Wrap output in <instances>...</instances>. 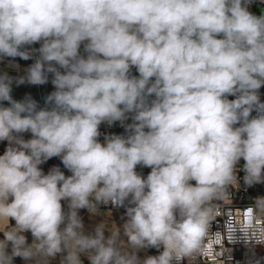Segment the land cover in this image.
I'll list each match as a JSON object with an SVG mask.
<instances>
[{"label": "clouds", "instance_id": "1", "mask_svg": "<svg viewBox=\"0 0 264 264\" xmlns=\"http://www.w3.org/2000/svg\"><path fill=\"white\" fill-rule=\"evenodd\" d=\"M254 2L0 0V264H207L210 244L225 249L215 264H232L225 241L264 264V195L213 231L241 180L264 184ZM49 82L43 107L13 98L14 84ZM117 122L125 134L101 141ZM52 158L70 175L45 173ZM109 205L123 223L86 230L81 210Z\"/></svg>", "mask_w": 264, "mask_h": 264}, {"label": "built area", "instance_id": "2", "mask_svg": "<svg viewBox=\"0 0 264 264\" xmlns=\"http://www.w3.org/2000/svg\"><path fill=\"white\" fill-rule=\"evenodd\" d=\"M258 4H261L260 0H255V2L249 6V10L254 14H257L255 10V6ZM38 46L39 45H36L35 47ZM127 123H131V120L127 121ZM100 131H101V137H100L101 141H103L104 135L125 134L124 128L120 126L119 122H117L112 127H109L106 124H102L100 127ZM56 159L61 163L59 158ZM242 163L243 161H241V164ZM137 171L141 172L143 175L146 176L150 171V169L138 167ZM242 175L243 173H240L241 177ZM260 195H264V184L256 185L252 188L245 190L241 180V188L239 190L233 191V199H228L224 202L226 205L224 208V213L223 215L217 217V221L213 224V231H221V232L225 231V222L228 220V218H231L232 211L236 210L238 214L240 210L245 209L249 205L251 198ZM100 209L119 211L122 215L124 214L125 211L124 208H116V207H112L111 205L101 206ZM225 247L231 249L230 252H226L224 254V257L226 258L228 255H231L233 258L232 264H245V252L247 251V249L244 247L242 242L229 244L227 241H225ZM223 251H225V249H223L221 245H216L214 247L213 245L210 244L208 246V250L204 253V257L207 258V264H215L216 258L218 256H221ZM256 253L258 256L264 257V247L258 246L256 248ZM84 264H88V262H84ZM221 264H223L222 261Z\"/></svg>", "mask_w": 264, "mask_h": 264}, {"label": "rangeland", "instance_id": "3", "mask_svg": "<svg viewBox=\"0 0 264 264\" xmlns=\"http://www.w3.org/2000/svg\"><path fill=\"white\" fill-rule=\"evenodd\" d=\"M262 5L263 4H258L256 6V11L258 15L260 14V10L264 8ZM16 62L20 65L21 70L26 68L29 64L32 63L31 60L24 61V60H20L19 58H17ZM7 63L8 61H5L4 64H0V69H4ZM6 70H9L11 75H17V72L14 70L7 69V68ZM53 90H54L53 86L51 85L50 82L42 86L21 85L17 87L14 84L12 95H13V98L23 99L26 94H30L35 100L38 101L39 105L43 107L44 97H46ZM260 92H261V100H263L264 99V88H261ZM24 135L26 139L30 138V134L26 133ZM5 147H6V142L0 143V154H3ZM53 166H59L61 170L65 172L66 175H70V173L66 169H64L63 165L56 158L50 159L49 161H47V163H45L41 167L43 168L45 173H47V171ZM100 212L103 214L97 215V216H90L87 210H81L80 215L82 216L84 220L86 230L91 231L94 225L96 223H99L102 220L108 225L110 229H115L116 227L120 226L123 223V221L121 220L122 214L119 211L100 209ZM27 235L29 238V242H31L30 233H28ZM0 238H2V234H0ZM140 255L141 257H143L145 255H155V254H152L151 252L144 250V251H141ZM84 262H87V260L85 259ZM15 264H24V262L20 260L19 258H16ZM55 264H58V261L55 262Z\"/></svg>", "mask_w": 264, "mask_h": 264}, {"label": "trees", "instance_id": "4", "mask_svg": "<svg viewBox=\"0 0 264 264\" xmlns=\"http://www.w3.org/2000/svg\"><path fill=\"white\" fill-rule=\"evenodd\" d=\"M14 99L20 100L19 98H14ZM262 101H264V99ZM252 115H255V112H253ZM147 251L151 252L152 254H156L157 253L155 249H148Z\"/></svg>", "mask_w": 264, "mask_h": 264}, {"label": "crops", "instance_id": "5", "mask_svg": "<svg viewBox=\"0 0 264 264\" xmlns=\"http://www.w3.org/2000/svg\"><path fill=\"white\" fill-rule=\"evenodd\" d=\"M257 6V5H256ZM256 6H255V10H256ZM264 7V5H262ZM264 9V8H263ZM257 12V11H256ZM258 14V13H257Z\"/></svg>", "mask_w": 264, "mask_h": 264}]
</instances>
